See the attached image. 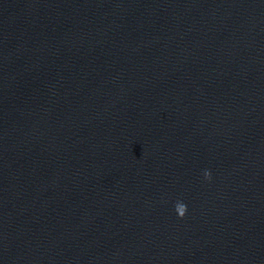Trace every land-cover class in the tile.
<instances>
[{"label":"clouds","instance_id":"clouds-1","mask_svg":"<svg viewBox=\"0 0 264 264\" xmlns=\"http://www.w3.org/2000/svg\"><path fill=\"white\" fill-rule=\"evenodd\" d=\"M204 177L205 179H211V172L208 170H205ZM175 211L179 218H183L187 212V205L181 201H177L175 204Z\"/></svg>","mask_w":264,"mask_h":264}]
</instances>
